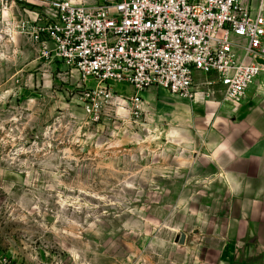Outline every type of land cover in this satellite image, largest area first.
Here are the masks:
<instances>
[{
	"label": "rangeland",
	"instance_id": "1",
	"mask_svg": "<svg viewBox=\"0 0 264 264\" xmlns=\"http://www.w3.org/2000/svg\"><path fill=\"white\" fill-rule=\"evenodd\" d=\"M50 1L0 0V264L194 262L224 210L196 125L211 117L204 101L221 98L151 87L137 115L111 100L93 121L84 96L95 83L21 27Z\"/></svg>",
	"mask_w": 264,
	"mask_h": 264
},
{
	"label": "built area",
	"instance_id": "2",
	"mask_svg": "<svg viewBox=\"0 0 264 264\" xmlns=\"http://www.w3.org/2000/svg\"><path fill=\"white\" fill-rule=\"evenodd\" d=\"M35 21L21 27L44 56L95 83L84 96L93 121L111 100L137 115L151 87L239 102L264 69V0H51Z\"/></svg>",
	"mask_w": 264,
	"mask_h": 264
},
{
	"label": "crops",
	"instance_id": "3",
	"mask_svg": "<svg viewBox=\"0 0 264 264\" xmlns=\"http://www.w3.org/2000/svg\"><path fill=\"white\" fill-rule=\"evenodd\" d=\"M203 104L199 158L224 210L189 264H264V69L239 102Z\"/></svg>",
	"mask_w": 264,
	"mask_h": 264
}]
</instances>
